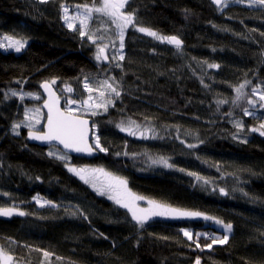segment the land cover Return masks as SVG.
<instances>
[{
    "label": "trees",
    "instance_id": "trees-1",
    "mask_svg": "<svg viewBox=\"0 0 264 264\" xmlns=\"http://www.w3.org/2000/svg\"><path fill=\"white\" fill-rule=\"evenodd\" d=\"M93 2L0 0V38L27 41L19 53L0 48V208L15 210L0 216V249L15 264H196L197 258L200 264H264V136L249 131L264 119V110L245 117L247 98L236 100L234 91L245 81L251 82L246 93L264 85V6L231 2L220 10L210 0H129L124 11L134 12L139 26L178 36L182 48L130 28L124 60L105 65L96 59L95 45L116 38L111 20L93 14L87 33L103 37L95 43L62 20L61 4L74 12L82 11L76 5ZM209 63L220 67L210 69ZM53 79L60 96L68 85L77 102L90 95L86 82L97 87L109 80L121 93L111 96L107 111H83L107 151L96 148L91 160L68 157L72 165L121 177L145 201L231 224L228 242L208 249L225 233L202 216L152 217L141 228L126 209L98 196L47 154L59 149L28 144L24 128L13 135L22 108L10 93L36 94ZM126 120L143 125L145 137L121 132L118 122ZM162 158L170 167L150 163ZM34 197L56 207L37 208Z\"/></svg>",
    "mask_w": 264,
    "mask_h": 264
},
{
    "label": "snow or ice",
    "instance_id": "snow-or-ice-1",
    "mask_svg": "<svg viewBox=\"0 0 264 264\" xmlns=\"http://www.w3.org/2000/svg\"><path fill=\"white\" fill-rule=\"evenodd\" d=\"M41 4H46L49 0H39ZM213 4L217 6L218 9L223 10L224 7L228 6V0H211ZM235 3H244L245 0H234ZM129 3V0H100L99 4L94 2L89 5L78 4L76 5L77 9H82V11L78 12L76 15H70L69 9L66 5L61 4V11L63 13L62 20L65 22L69 30H76L79 32V35L82 39L85 37L87 40L92 43L96 42V39H102L103 37L94 38V35H89L87 33L88 23L93 20V14H99L101 16H106L111 20V23L115 25L117 28V38L119 39V49L118 51L121 53L118 56L119 61L124 60V55L122 54L124 49V37L125 32L129 27L134 28L137 32L143 33L148 37H152L155 40H158L162 43L166 42L169 45L174 46L177 51L182 48V40L175 35L172 36H162L158 34L156 31L144 27L139 26L136 22L135 13L125 12L124 9L126 5ZM248 7H257L264 6V0H246ZM79 22V27H76V22ZM27 41L23 38H15L14 36L4 35L0 38V48L5 50L14 49L17 53H19L22 49H24ZM113 46H115L113 44ZM108 44H104L103 46L97 47V55L96 59L99 61L103 56L104 59H108L105 55L106 49L108 48ZM113 59H116L114 56ZM120 65L117 64V67ZM208 68L217 69L220 66L218 64L209 63ZM87 80V78H86ZM56 80L53 79L51 82L45 81L41 83L40 87L44 89V91L48 94V99L44 102L43 107L47 108V123L44 125L43 131H36L35 125L40 121V109L36 108L34 110H26L25 111V121L29 123L25 124L28 127V138L32 140H39L41 142L51 143L53 141L58 145H62L63 149L66 151L62 154L59 151L52 152L49 151L48 155L50 157H54L57 160L66 161L68 159L67 152H86L91 154L93 151L92 145L89 143V122L85 119H82L83 108L94 109L103 107L105 111H107V106L112 103L111 96L119 97L120 91L113 83H110L109 80L101 81L97 87H93L90 82L84 83V89L88 93H90L88 99L80 102L78 107L73 109L71 107L66 106L63 110L59 107V97L52 90L51 85L55 84ZM250 81H245L241 83L239 87H236L234 91L236 92V100H240L242 98L247 97V104L250 107H245L242 109L245 117L255 116V110L258 108L260 110H264V85H256L251 87L250 93H246L244 89L250 85ZM64 91L71 93L73 89L65 85ZM96 92L100 97H104L103 101L96 100L91 93ZM12 96H16L17 92L12 91ZM30 96L32 99H40V96L35 93H26L21 94L20 98L23 99L24 96ZM236 101H233L235 103ZM226 103L224 100L218 101V104ZM77 104V101L69 98L67 100V105ZM29 112L32 115H29ZM96 111H92L91 115H97ZM231 115V113H228ZM23 123V122H22ZM135 124L134 121H131L127 127L123 124H118L117 127L121 132H127L128 135H136V131L133 130L132 125ZM234 126L238 129V131H242L244 129V124L237 120L234 123ZM21 124H13V132L15 135H19V132L16 129L20 128ZM93 129L95 125H92ZM138 128V126H137ZM148 131V130H145ZM251 132H258L261 136H264V119L261 120L257 127H252L249 129ZM143 136V133H141ZM236 138L235 136L233 137ZM92 140L95 144V148L99 149L101 152L107 151L104 147L101 146L99 137L95 134L92 136ZM183 142V141H181ZM241 142H245L241 140ZM189 147H195V145H188ZM164 166L170 167L167 160L163 158L159 161ZM68 171L73 175H76L81 179L84 183H91L92 181L88 177V173L93 172H103V169H88V168H76L69 166L67 163L65 164ZM192 175V173H189ZM106 176L111 177V182L107 186V191L111 194L108 195V199L113 200V202L127 210V212L131 215L132 221L135 222L136 225L143 228V226L154 216H164L169 218H185V217H203L205 220H215V223L218 225H222L224 229V235L222 237L218 236L212 239L210 244H207L206 247L211 249L213 244H225L228 242L229 236L227 233L231 232L232 225L224 224L223 221L219 219H215L213 217H209L200 212L186 211L178 208H172L170 205L159 203L155 200H147L149 205L148 208H142L138 205V201L145 200V197L138 196L132 193L127 187V180L121 177H113L110 173H105ZM39 179V177H37ZM95 187V185H93ZM98 194L105 195V191L97 189ZM221 194L224 193L223 189H221ZM36 203L39 207H44L46 205H50L51 207H56L51 201L43 200L40 198L34 197ZM14 209L8 208H0V216H10L13 214ZM18 215H25L24 212H16ZM81 215H84L81 213ZM87 219V216H85ZM185 237H188L190 240L192 239V233L182 230ZM197 248H200L201 245L199 243L196 244ZM36 251H40V249H36ZM45 257L50 255L49 252H43ZM13 257L8 255L3 249H0V264H11ZM196 264H200L199 258L196 260Z\"/></svg>",
    "mask_w": 264,
    "mask_h": 264
},
{
    "label": "rangeland",
    "instance_id": "rangeland-1",
    "mask_svg": "<svg viewBox=\"0 0 264 264\" xmlns=\"http://www.w3.org/2000/svg\"><path fill=\"white\" fill-rule=\"evenodd\" d=\"M78 12H80V10H75L74 12H70L69 11V14L70 15H76ZM62 15H63V13H62ZM64 22V21H63ZM64 24H65V22H64ZM66 25V24H65ZM76 25H79V22L77 21L76 22ZM66 27H67V25H66ZM130 28H132V27H129L128 29H130ZM127 29V30H128ZM132 29H134V28H132ZM135 30V29H134ZM117 31L118 30H116L115 31V35H116V38L115 39H113L112 40V42L111 43H109L108 44V48L106 49V56L108 57V62H114V61H116L117 59H118V56L121 54L119 51H118V49H119V39L117 38ZM136 31V30H135ZM152 38V37H151ZM92 43V42H91ZM104 44H107V43H99V44H96L95 45V48H96V55H97V47L98 46H103ZM113 44L115 45V46H113ZM3 49V48H2ZM5 50V49H4ZM7 50H14V49H7ZM15 51V50H14ZM16 52V51H15ZM116 57V59H113V57ZM99 61H101V59L99 60ZM98 61V62H99ZM83 87H84V85H83ZM65 88V87H64ZM84 89V88H83ZM85 90V89H84ZM63 91H64V89H63ZM251 91V90H250ZM250 91H249V93H250ZM87 92V91H86ZM34 93V92H33ZM21 94H26V93H24V92H17V95L16 96H12L11 95V93H10V98H15V99H18V101L20 102V105H21V108H22V110H21V120L18 122V123H15V124H21V127L20 128H18V129H16V131H18L19 132V135H20V132H21V130L24 128V129H26V130H29L28 129V127H26L25 126V124H27V123H29L28 121H25V111L26 110H34V109H36V108H38L37 107V104L39 105L40 103H41V101H43V97H42V95H41V93L39 92V93H36L37 95H39L40 96V100L39 99H32L30 96H27V95H25L24 96V98L23 99H21L20 98V96H21ZM68 95H71V93H69V92H66V91H64L63 92V94H61V98H62V100H63V109L66 107V106H68V107H71V108H73V109H75V108H77L78 107V104L80 103L79 101L77 102V104H74V105H67V100L69 99V98H71V99H73L72 97H70V96H68ZM88 97L89 96H87V98L86 99H88ZM96 100H98V101H103V98L102 97H100L99 95L98 96H96V97H94ZM247 98V97H246ZM85 99V100H86ZM244 98H242V100H243ZM247 100V99H246ZM82 102V101H81ZM245 107H250L248 104H246L245 105ZM99 108H94V109H88V108H83L82 109V111H96L97 112V110H98ZM258 109V108H257ZM256 109V110H257ZM255 110V111H256ZM84 113V112H83ZM29 115L31 116L32 115V113L31 112H29ZM88 118V117H87ZM91 119V118H90ZM23 122V123H22ZM44 122H45V115H44V113L42 112V113H40V121H39V123L38 124H36L35 125V130L36 131H40L41 129H42V127H43V125H44ZM129 123H130V121H120V122H118V124H123L125 127H127L128 125H129ZM137 126H138V128H137ZM132 127H133V130L134 131H136V135L134 136V137H140V138H144L145 137V135H146V129H145V127L143 126V125H141V124H137V123H135V124H133L132 125ZM118 128V127H117ZM119 129V128H118ZM11 132H12V134L13 135H15L14 134V132H13V128H12V126H11ZM124 133H126L127 134V132H124ZM141 133H143V136H141ZM95 134V133H94ZM19 135H15V136H19ZM131 136H133V135H131ZM92 145L95 147V144H94V142H93V140H92ZM49 151H52V152H57V151H54L53 149H49L48 151H47V154L49 153ZM60 151V150H59ZM60 153H62L61 151H60ZM63 154V153H62ZM67 157H69V156H67ZM60 161H62V160H60ZM62 162H64V163H67L69 166H72V167H76V168H88V169H100V168H98V167H94V166H91V165H72L71 164V162H70V159H67L66 161H62ZM150 163H154V164H156V165H160L161 163L159 162V161H157V162H155V161H150ZM67 168V167H66ZM68 170V169H67ZM69 172V171H68ZM70 173V172H69ZM105 173H108V172H106L105 170L103 171V172H99V171H97V172H93V173H88V177H89V179L92 181L91 183H85L86 185H88L89 187H90V189H92L98 196H102V197H104V198H106L107 200H109L111 203H113V204H115L114 202H113V200H110V199H108V195L109 194H111V193H109L108 191H107V186H108V184L111 182V177H109V176H106L105 175ZM70 174H72V173H70ZM73 175V174H72ZM75 178H77V179H79V177L78 176H76V175H73ZM112 176V175H111ZM114 177V176H113ZM81 182H83L81 179H79ZM84 183V182H83ZM93 185H95V187H93ZM97 189H100V190H102V191H105V195H100V194H98V191H97ZM41 201H43V200H41ZM138 203V205L140 206V207H142V208H148L149 207V205H148V203H147V201H145V200H140L139 202H137ZM35 205H36V207L37 208H46L47 206H50V205H46V206H44V207H39L38 206V204L35 202ZM116 205V204H115ZM117 206V205H116ZM154 217H164V216H154ZM185 218H194V217H185ZM11 264H15L13 261L11 262Z\"/></svg>",
    "mask_w": 264,
    "mask_h": 264
},
{
    "label": "water",
    "instance_id": "water-1",
    "mask_svg": "<svg viewBox=\"0 0 264 264\" xmlns=\"http://www.w3.org/2000/svg\"><path fill=\"white\" fill-rule=\"evenodd\" d=\"M210 2H211V0H210ZM231 2H234V0H228V3H231ZM245 2H246V0H245ZM213 5L216 6L215 4H213ZM101 60L104 62L105 65L108 64L107 59H104L103 56L101 57ZM40 85H39L38 88H39V91H40V93H41V95L43 97V101L40 103L39 107H40V109L42 110V112L45 115V122H44V125H45L47 123V112H48V110H47V108H44L43 105H44V102L48 99V94L44 91V89H42L40 87ZM51 88L56 93V95L59 97V107L63 110V102H62V100L60 98V95L58 94V92L55 90V88L52 85H51ZM81 118L85 119V120H87L89 122V143L92 145V136H93V127H92V125H93V121L90 118H86V117H81ZM44 125H43V128H42L41 131H43ZM28 131L25 134V139L28 142V144L33 145V146H38L40 148H46V149L47 148H51V147H55V148L59 149L62 153H64L66 151L65 149H63L62 145L56 144L55 141H53L51 143H47V142H41L39 140L29 139L28 138ZM38 132H40V131H38ZM92 147H93V151H92L91 154H88L86 152H81V153H78V152H67V156H69V157H78V158H83V159H86V160H91V159L95 158L98 155V151L96 150V148L93 145H92Z\"/></svg>",
    "mask_w": 264,
    "mask_h": 264
},
{
    "label": "flooded vegetation",
    "instance_id": "flooded-vegetation-1",
    "mask_svg": "<svg viewBox=\"0 0 264 264\" xmlns=\"http://www.w3.org/2000/svg\"><path fill=\"white\" fill-rule=\"evenodd\" d=\"M42 130V129H41Z\"/></svg>",
    "mask_w": 264,
    "mask_h": 264
}]
</instances>
